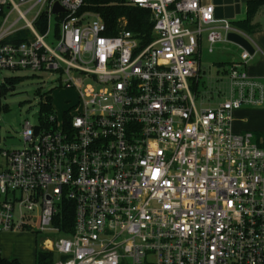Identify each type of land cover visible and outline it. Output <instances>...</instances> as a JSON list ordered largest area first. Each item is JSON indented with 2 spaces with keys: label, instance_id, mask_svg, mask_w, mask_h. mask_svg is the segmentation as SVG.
Instances as JSON below:
<instances>
[{
  "label": "built area",
  "instance_id": "1",
  "mask_svg": "<svg viewBox=\"0 0 264 264\" xmlns=\"http://www.w3.org/2000/svg\"><path fill=\"white\" fill-rule=\"evenodd\" d=\"M83 1L0 0V70L78 93L25 121L22 148L0 134V234H44L50 264H264V149L232 127L264 85L244 51L214 105L195 87L203 42L246 36L200 0H127L150 12L151 41L124 19L108 36Z\"/></svg>",
  "mask_w": 264,
  "mask_h": 264
},
{
  "label": "rangeland",
  "instance_id": "2",
  "mask_svg": "<svg viewBox=\"0 0 264 264\" xmlns=\"http://www.w3.org/2000/svg\"><path fill=\"white\" fill-rule=\"evenodd\" d=\"M203 42L199 59V78L196 84V94L205 103L204 106L214 105L219 97L217 92L226 86V71L231 54L225 53L228 46L216 47L213 53L206 51ZM228 51V50H227ZM18 78L15 84L7 79ZM2 87V88H1ZM48 96L51 98L52 112L57 117L78 101V93L74 88L61 85L56 74L33 73L29 70L5 71L0 70V134L1 147L15 150L23 147L21 136L22 124L28 121L34 125L40 116L39 105ZM198 99V101H199ZM45 235L32 231H18L0 234V257L16 260L20 264H37L38 248ZM57 260V255L48 256L47 261Z\"/></svg>",
  "mask_w": 264,
  "mask_h": 264
},
{
  "label": "crops",
  "instance_id": "3",
  "mask_svg": "<svg viewBox=\"0 0 264 264\" xmlns=\"http://www.w3.org/2000/svg\"><path fill=\"white\" fill-rule=\"evenodd\" d=\"M200 1L203 5L213 6L214 18L216 20H227L234 29L248 38L255 52L252 56H249L246 70L264 85V0ZM249 2L251 5L248 7ZM246 20H248L249 27L252 29L250 33L237 27ZM225 49L228 50H224L223 52L225 53H237V56L230 53L231 56L228 64L234 61H240L242 56L245 55L244 50L234 44H231ZM232 127L234 132H251L257 144L264 149V105L261 108L236 111L233 115ZM46 259L47 256L43 260Z\"/></svg>",
  "mask_w": 264,
  "mask_h": 264
},
{
  "label": "trees",
  "instance_id": "4",
  "mask_svg": "<svg viewBox=\"0 0 264 264\" xmlns=\"http://www.w3.org/2000/svg\"><path fill=\"white\" fill-rule=\"evenodd\" d=\"M250 5L251 3L249 2L248 7ZM79 12L98 14L107 28L106 35L108 36L113 35L115 28L118 27L119 21L124 19L126 21V28L135 33L145 43H148L152 39L151 30L153 23L150 12L129 3L127 0H84ZM237 27L247 33H250L252 30L249 27L248 20L240 23ZM7 81L13 85L18 81V78H10ZM51 102V98L46 96L45 101L40 103L39 109L43 116L52 110ZM65 215L68 221L71 220L73 209L66 208ZM43 256H47L48 258L50 254L38 253L37 264H50L51 261H47V259L43 260ZM0 264L20 263L16 260H6L0 257Z\"/></svg>",
  "mask_w": 264,
  "mask_h": 264
},
{
  "label": "water",
  "instance_id": "5",
  "mask_svg": "<svg viewBox=\"0 0 264 264\" xmlns=\"http://www.w3.org/2000/svg\"><path fill=\"white\" fill-rule=\"evenodd\" d=\"M57 10H58V8L55 7L53 9V12H57ZM226 39L228 42H230V43L238 46L242 50H244L249 56H252L255 52L253 45L250 43L248 38H246L244 36H241V35L234 33V32H229L226 36ZM37 130H38V128H36V131ZM42 259H45V256Z\"/></svg>",
  "mask_w": 264,
  "mask_h": 264
}]
</instances>
